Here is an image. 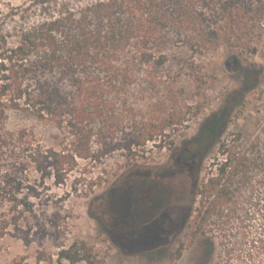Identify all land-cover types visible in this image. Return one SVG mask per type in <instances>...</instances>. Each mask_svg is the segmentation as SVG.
I'll use <instances>...</instances> for the list:
<instances>
[{"label":"trees","instance_id":"trees-1","mask_svg":"<svg viewBox=\"0 0 264 264\" xmlns=\"http://www.w3.org/2000/svg\"><path fill=\"white\" fill-rule=\"evenodd\" d=\"M223 50L227 68L240 65L237 52L264 61V0H29L0 8V237L12 231L29 245L44 234L35 225L44 214L33 207L49 198L47 181L62 185L82 167L80 184L103 157L120 151L130 164L149 142L172 146L165 132L185 127L187 105L173 99V110H164L166 93H175L164 74L170 52L183 54V69L195 77ZM253 85L242 83L231 95ZM10 111L53 123L59 147L8 127ZM230 113H213L198 138L218 140ZM222 156L219 182L233 162ZM85 246L74 242L57 256L75 264Z\"/></svg>","mask_w":264,"mask_h":264},{"label":"rangeland","instance_id":"rangeland-1","mask_svg":"<svg viewBox=\"0 0 264 264\" xmlns=\"http://www.w3.org/2000/svg\"><path fill=\"white\" fill-rule=\"evenodd\" d=\"M28 1L0 0V8ZM237 54L240 65L227 68L223 50L219 56L205 60L202 75L192 77L182 67L184 55L170 52L164 74L175 93H166L164 110H173V99L185 103L187 122L180 132L172 127L166 130V143L172 141V146L158 149L149 142L132 159L143 164L164 160L176 150L191 152L205 120L213 113L217 118L221 111L231 110L227 128L218 140L208 143L201 158L198 192L194 189L196 171L185 174L186 217L172 245L142 249L134 239L114 234L108 191L117 180L127 178L132 164H127L119 151L103 157L101 167L91 168L80 184L74 181L80 176L83 179L82 167L62 185L47 181L43 186L49 198L44 196L33 207L44 214L35 222L36 227L43 226L44 234H38L29 245L12 231L0 237V264H71L57 255L74 242L78 248L85 243L88 250L79 251L81 259L75 264H264V61L259 56ZM252 66L260 73L250 75L245 71V75L244 69ZM247 81L255 89L231 95ZM134 113L140 114L139 109ZM6 122L10 128L28 130L42 146L57 149L61 144V131L53 123L19 111H10ZM223 151L233 162L219 182L215 177ZM30 177L39 185L34 171ZM90 183H94L91 188ZM160 250L165 251L155 261Z\"/></svg>","mask_w":264,"mask_h":264},{"label":"flooded vegetation","instance_id":"flooded-vegetation-1","mask_svg":"<svg viewBox=\"0 0 264 264\" xmlns=\"http://www.w3.org/2000/svg\"><path fill=\"white\" fill-rule=\"evenodd\" d=\"M196 140L191 152L176 150L159 162H132L127 178L117 180L108 191L114 234L134 239L142 249L175 242L186 217L185 174L196 171L198 192L201 158L208 149L206 139ZM160 251L155 261L165 250Z\"/></svg>","mask_w":264,"mask_h":264}]
</instances>
